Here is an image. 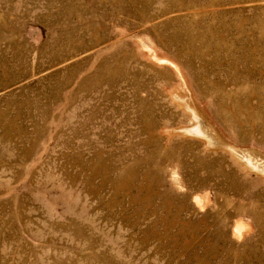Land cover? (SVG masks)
<instances>
[{
    "label": "rangeland",
    "instance_id": "374dc122",
    "mask_svg": "<svg viewBox=\"0 0 264 264\" xmlns=\"http://www.w3.org/2000/svg\"><path fill=\"white\" fill-rule=\"evenodd\" d=\"M0 264H264V0H0Z\"/></svg>",
    "mask_w": 264,
    "mask_h": 264
}]
</instances>
